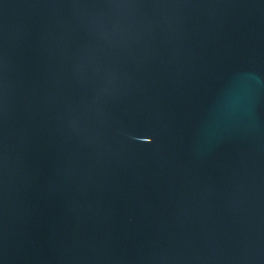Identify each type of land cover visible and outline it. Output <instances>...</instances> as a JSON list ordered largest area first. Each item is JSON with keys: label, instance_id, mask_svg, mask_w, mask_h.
Here are the masks:
<instances>
[{"label": "water", "instance_id": "obj_1", "mask_svg": "<svg viewBox=\"0 0 264 264\" xmlns=\"http://www.w3.org/2000/svg\"><path fill=\"white\" fill-rule=\"evenodd\" d=\"M0 264H264V0H0Z\"/></svg>", "mask_w": 264, "mask_h": 264}]
</instances>
